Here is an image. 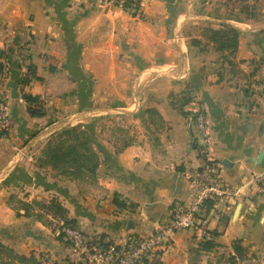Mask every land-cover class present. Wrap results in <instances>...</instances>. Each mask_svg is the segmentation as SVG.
I'll list each match as a JSON object with an SVG mask.
<instances>
[{"label": "crops", "instance_id": "1", "mask_svg": "<svg viewBox=\"0 0 264 264\" xmlns=\"http://www.w3.org/2000/svg\"><path fill=\"white\" fill-rule=\"evenodd\" d=\"M142 10L135 19L92 0H0V100L13 122L0 129V242L66 254L53 217L26 215L12 199L56 198L82 233L107 239L167 223L171 204L191 198V115L202 107L211 154L240 193L209 206L212 249L180 230L159 264H229L236 240L264 264V188L250 180L264 171V97L254 93L264 88V0H143ZM224 25L239 30L232 55L206 33ZM23 94L39 96L41 116ZM69 125L91 136L92 179L37 166L41 144Z\"/></svg>", "mask_w": 264, "mask_h": 264}, {"label": "built area", "instance_id": "2", "mask_svg": "<svg viewBox=\"0 0 264 264\" xmlns=\"http://www.w3.org/2000/svg\"><path fill=\"white\" fill-rule=\"evenodd\" d=\"M103 11L120 9L135 19L143 15V0H92ZM256 90V88H254ZM258 91V92H257ZM264 97V88L254 93ZM254 104L257 102L254 100ZM191 122L195 130L193 146L199 165L190 172L191 198L177 199L170 207L168 222L146 235H127L122 239L101 240L97 233L84 234L77 225L65 224L53 218L57 234H62L66 254L59 261L53 254L34 249L40 264H159L160 258L169 249L172 235L180 230L193 229L199 233L201 243L213 242L214 235L208 227V208L211 204L227 198H236L239 189L225 180L221 165L210 149V132L202 107L192 111ZM11 109L5 100H0V129L12 126ZM251 182L264 188V171L251 173ZM232 264H262L252 254L232 253ZM152 260L148 263L149 260Z\"/></svg>", "mask_w": 264, "mask_h": 264}, {"label": "trees", "instance_id": "3", "mask_svg": "<svg viewBox=\"0 0 264 264\" xmlns=\"http://www.w3.org/2000/svg\"><path fill=\"white\" fill-rule=\"evenodd\" d=\"M206 33L209 39L213 41L219 50H227L232 55L238 45L239 30L230 25H224L219 29L207 28ZM192 44H197L192 40ZM229 64L232 62L227 60ZM5 74V66L0 59V83ZM28 104V112L33 117L42 115V103L38 95L23 94L22 96ZM38 167H50L59 174L73 179H92L96 174L99 164L98 153L94 149L92 139L88 131L78 125L64 126L52 133L41 147L40 154L36 159ZM13 197L11 196L10 199ZM24 209L26 215H33L37 219L44 221L45 215L63 220L65 224L76 225L75 220L66 218V209L60 201L52 198L47 202L33 201L31 203L23 200H11ZM114 202L118 206H125L124 202L118 200L115 196ZM37 207L38 212L33 209ZM99 234V233H98ZM101 240L107 239L103 234H99ZM62 240V234H57ZM65 243V242H64ZM215 246L214 242H203L201 248L210 250ZM234 251L242 255L246 253L238 240L233 243ZM229 264H232V255L228 257ZM0 264H40L36 257V251L31 250L28 254L17 253L10 247L0 242Z\"/></svg>", "mask_w": 264, "mask_h": 264}, {"label": "rangeland", "instance_id": "4", "mask_svg": "<svg viewBox=\"0 0 264 264\" xmlns=\"http://www.w3.org/2000/svg\"><path fill=\"white\" fill-rule=\"evenodd\" d=\"M69 126H70V125H69ZM51 136H52V134L49 136V138H50ZM44 143H45V142H44ZM44 143L41 144V147L43 146ZM40 150H41V148H40ZM39 154H40V151H39Z\"/></svg>", "mask_w": 264, "mask_h": 264}]
</instances>
